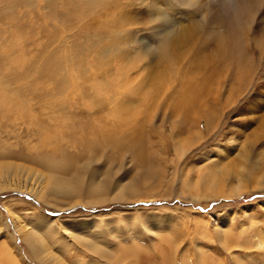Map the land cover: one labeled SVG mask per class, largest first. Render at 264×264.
<instances>
[{"label": "rangeland", "instance_id": "1", "mask_svg": "<svg viewBox=\"0 0 264 264\" xmlns=\"http://www.w3.org/2000/svg\"><path fill=\"white\" fill-rule=\"evenodd\" d=\"M226 5L0 0V182L10 186L0 184V264L50 261L11 212L40 222L67 264H264V0H251L240 25L221 16ZM115 12L106 40L72 42ZM109 47L113 68L95 78L117 81L74 106L71 87L89 86L80 70H95ZM164 68L172 80L154 102L141 83ZM191 71L203 93L196 120L170 106ZM105 120L123 124L117 141L93 132Z\"/></svg>", "mask_w": 264, "mask_h": 264}, {"label": "bare ground", "instance_id": "2", "mask_svg": "<svg viewBox=\"0 0 264 264\" xmlns=\"http://www.w3.org/2000/svg\"><path fill=\"white\" fill-rule=\"evenodd\" d=\"M87 1H92V0H87ZM250 4H251V0H227V5L224 6V7H226V9H224V7L222 8V13H221L222 15L221 16L222 17H228V16L231 17L232 16L234 19V24L240 25L243 22L242 18H244L246 15L244 11H246L245 9H248L246 6L250 5ZM107 10H109V9H107ZM114 14H116V12L108 15L107 19L104 22H102L99 27H97V28L94 27L95 29L89 28L88 31L79 30L78 33L81 34L82 36L81 37H77V35L74 36V40H72V42L78 43V40L85 39L87 42V46L94 47L98 44L99 41L106 40V32H105V28H104L105 24L107 22L116 21L120 17V16H117ZM160 16H162V15H160ZM163 21H165V20H163ZM175 24H176V22H175ZM85 48H86V46L79 44L77 53H81ZM110 49H111V47L105 49L103 51V53L98 57V63L96 64V69H95L96 71L95 70H91V71L80 70L81 71L80 74H84V72L89 73L90 76H87L89 86L88 87L80 86V88L71 87L73 89V91L70 92V94L73 95L72 100L74 101L73 102L74 106L86 107V103H88V102H94V103L97 102L96 99L101 95V92L108 89L113 83H115L117 81V79H113V80H107V81L103 80V81L98 82L95 78V74L98 71L108 73L112 70L113 63H115V59L109 58L107 56V52H109ZM57 53L61 55L60 50H58ZM74 53H75V50L71 44V46L69 45V51H68L67 57L68 58L72 57ZM77 59H78V62L82 61V57L80 55L77 56ZM34 73L36 74L37 70ZM72 73L73 72L71 71V76H72ZM172 73L170 72L169 69L164 68L155 74H150L145 80L142 81L141 86L146 89L147 94L151 97V99L154 102L158 101L157 100L159 98L158 95L161 92V90L164 87L166 88L165 82L169 79L172 80ZM195 74L196 73L191 71V75L189 76L190 78L189 79L186 78L185 82L180 84L178 94H177L180 97L178 96V98H175L176 95L175 96L172 95L175 91L173 87H172L173 92L170 93L171 95L169 94V92L166 91L168 93L166 95H170V99L172 100L171 105L170 104L169 105L173 106L174 110H176L177 112L182 114V116L184 115L185 119H188V120L195 119L191 115L193 114L192 113L193 111L196 112V110H199V107L197 105V100L203 94L201 89H200V86H198L197 83L194 80H192V77L198 76ZM21 78L23 80H26L27 78H29L28 73L25 72ZM199 84H201V83H199ZM65 93H66V91L59 92L58 97L62 98L65 95ZM93 95H94V97H93ZM172 96H174V99H172ZM155 98H156V100H155ZM164 98H165V101H167L166 98H168V97H164ZM164 98H163V100H164ZM160 102H162V101H160ZM195 102H196V104H195ZM200 111H203V109ZM134 116H135L134 112L131 111L128 113L129 119L133 118ZM51 120L53 121L54 118H51ZM69 120L70 119L67 120V123L69 122ZM71 122H73V121L71 120L70 123ZM126 122L127 121H125V123ZM188 122H190V121H188ZM191 124L194 125L193 122H191ZM101 125L99 127L93 126V129H92L93 132L97 134L98 139H101V140L106 141V142L117 141L116 136L120 135V133L122 131L123 124L115 123L114 120H113V122L105 120L102 122ZM128 125H126V128L128 127ZM80 126H87V125L81 123ZM184 126H185V124H184ZM133 131L134 130H132V132ZM30 150H32V148H30ZM69 161H70V159L67 160V162H69ZM43 176L46 177V179H48L47 175H43ZM0 184L4 185V186H8L10 188L9 185H6L2 182H0ZM0 190L2 191L4 189L0 188ZM17 190H22V189L18 188ZM26 190L28 192H30L31 194H33L35 197L42 199V200H45L47 195H48L47 189L42 185H31L29 187V189H26ZM130 190H131L130 187L124 186V187H120L118 189V192L121 193L122 197H125V196L130 194ZM104 193H105L104 189L98 190L95 193V200H97V201L105 200L106 198L102 197V195ZM74 198H76V197H74ZM80 201L81 200H76L73 202H74V204H77ZM10 216L14 220V224H15L17 231L26 240V242L28 243L30 248H32V250L37 248V250L41 254H44L50 258V261L48 264H67V263H65V261L63 260V258L60 255L52 252V250L49 248L47 241L41 236V234H40L41 229H44V228L42 227V224L40 222L38 224L39 229H37L35 227H30L27 224V222L22 217L17 215L15 212H11ZM74 225H76V224H74ZM49 227H51V226L48 225L46 228H49ZM33 245H36V248L33 247Z\"/></svg>", "mask_w": 264, "mask_h": 264}]
</instances>
